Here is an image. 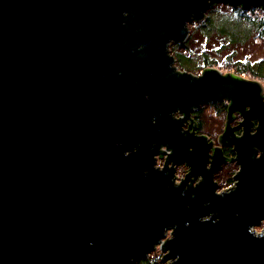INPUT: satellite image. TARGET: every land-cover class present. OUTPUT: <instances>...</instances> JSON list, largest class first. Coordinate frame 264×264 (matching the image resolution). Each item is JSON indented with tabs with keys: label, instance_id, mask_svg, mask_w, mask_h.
Returning a JSON list of instances; mask_svg holds the SVG:
<instances>
[{
	"label": "water",
	"instance_id": "95a60500",
	"mask_svg": "<svg viewBox=\"0 0 264 264\" xmlns=\"http://www.w3.org/2000/svg\"><path fill=\"white\" fill-rule=\"evenodd\" d=\"M219 4L264 10V0H0V264H136L160 244L168 264H264V228L253 230L264 222V88L214 68L179 72L169 50ZM222 99L219 143L240 168L218 193L222 149L210 155L213 143L182 127ZM161 147L172 152L158 169ZM170 163L191 168L179 185Z\"/></svg>",
	"mask_w": 264,
	"mask_h": 264
},
{
	"label": "rangeland",
	"instance_id": "374dc122",
	"mask_svg": "<svg viewBox=\"0 0 264 264\" xmlns=\"http://www.w3.org/2000/svg\"><path fill=\"white\" fill-rule=\"evenodd\" d=\"M253 20L258 27H252L245 20L243 13ZM240 16V17H239ZM243 17V18H241ZM204 22L188 24L189 38L184 43L170 44V54L176 59L175 64L181 70L200 75L207 68L219 70L222 74L238 75L237 69L245 70L239 75L241 78L256 80L264 88V78L251 75L259 66L264 69V10L260 7H251L249 10L234 9L223 4L215 5L207 11ZM210 19V23L207 20ZM251 73V74H249ZM236 75V76H237ZM264 97V93H263ZM228 103L225 101L224 104ZM223 103L212 101L201 105L197 120L199 132L218 146V137L225 126V113L222 112ZM242 117L239 115L233 120L238 126ZM242 133V129L236 134ZM228 156L235 158L233 146L226 147ZM163 162L160 160L159 164ZM239 170L236 162H229L216 173L217 192H223L235 186L232 178ZM185 168H180L178 175L183 177ZM232 179V180H231ZM264 228V222L255 226L253 230L259 233ZM172 230H168L164 240L172 237ZM165 253L159 245L149 255L136 264H168L163 260Z\"/></svg>",
	"mask_w": 264,
	"mask_h": 264
},
{
	"label": "flooded vegetation",
	"instance_id": "af4514ba",
	"mask_svg": "<svg viewBox=\"0 0 264 264\" xmlns=\"http://www.w3.org/2000/svg\"><path fill=\"white\" fill-rule=\"evenodd\" d=\"M173 66H176V64H174ZM176 68H177V70L179 71V72H184V70L182 71V70H179L178 69V67L176 66ZM207 69H210V68H207ZM186 72H188L187 70H185ZM189 73V72H188ZM192 75H195V74H193V73H191ZM195 76H199V75H195ZM238 77H240V76H238ZM210 101H212V102H215V103H223V105H222V112H224L225 113V117H226V120H225V126H224V129L222 130V133H221V135L224 133V131H225V129H226V127H227V110H228V104H229V102L228 103H226V104H224V102L225 101H227V100H225V99H222V100H210ZM207 102H209V101H207ZM204 103H206V102H204ZM204 103H202V104H204ZM201 104V105H202ZM201 105H200V107H201ZM200 107L198 108V109H196V110H194L193 112H191V114H190V118L186 121V122H184V124H183V127H182V131L183 132H190V133H194L196 136H204V137H206L207 139H208V142H212L213 143V141H211V140H209V138L206 136V135H203V134H201L200 132H199V130H201L200 129V126H199V122H198V120H197V117H198V114H199V112H200ZM240 116L241 115V117H242V120L239 122V124H238V126L237 125H234V122H233V120L236 118V116ZM183 115H179L178 113H176L175 115H174V118H181ZM233 119L230 121V126L232 127V128H234V131H233V133H234V135L236 136V137H240V136H242L243 135V133H244V129H243V127L242 126H240V123L243 121V116H242V114L241 113H239V112H235V113H233ZM257 120H253V127H252V129H251V133H254L255 131H256V128H257ZM240 129H242V133H240V134H236V131H239ZM221 135H219V138H218V143H219V140H220V137H221ZM228 146H230L229 145V143H224V144H220L219 143V145H218V147H220L221 149H222V153H223V156L226 158V161L224 162V163H222L221 164V166L219 167V169L214 173V175H213V180H214V182L217 184V182H216V180H215V177H216V173L218 172V171H220L222 168H223V166H225L227 163H229L230 161H235L234 159L235 158H230L229 156H228V151H227V149H226V147H228ZM232 146V145H231ZM216 146L214 145V143H213V148L210 150V152H209V154L210 155H213V153H214V148H215ZM233 150H234V147H233ZM172 151L171 150H168L166 147H161L160 148V154L159 155H157L156 157H155V159H156V164H155V167H157L158 169H162L163 167H164V165H165V162H166V159H167V157H168V155L171 153ZM235 153V152H234ZM236 155V154H235ZM160 160L163 162L161 165L159 164V162H160ZM210 161H211V159H210ZM236 162V161H235ZM237 163V162H236ZM238 164V163H237ZM239 165V164H238ZM169 167L171 168V167H173L174 168V183H175V185H179L184 179H185V177L186 176H188L189 175V173H190V171H191V168L188 166V165H186V163H179V164H175L174 166L170 163L169 164ZM185 168V172H184V175H183V177H180L179 175H178V173H179V171H180V168ZM206 168L207 169H209L210 168V163L209 164H207V166H206ZM240 168V167H239ZM237 173V172H236ZM236 173L234 174V176L236 175ZM234 176L232 177L233 179H234ZM202 179H201V177H198V178H195V179H192V180H190L189 181V183H191L192 184V186H196V185H198L199 184V182L201 181ZM232 180V179H231ZM235 183H236V180H235ZM236 185V184H235ZM235 187V186H234ZM234 187H232V188H229L228 190H226V191H229V190H231V189H233ZM217 191V190H216ZM219 193V192H218Z\"/></svg>",
	"mask_w": 264,
	"mask_h": 264
},
{
	"label": "trees",
	"instance_id": "16d2710c",
	"mask_svg": "<svg viewBox=\"0 0 264 264\" xmlns=\"http://www.w3.org/2000/svg\"><path fill=\"white\" fill-rule=\"evenodd\" d=\"M241 13H243V12L241 11ZM240 15L243 16L245 20H248L253 28L254 27H256V28L258 27V25L253 20L248 18L247 14L243 13V15L242 14H240ZM243 17H241V18H243ZM210 21H211L210 19L207 20L208 23H210ZM237 71H238V75L236 74L237 76L242 75V74L245 73V70H242V69H237ZM249 74H251V73H249ZM251 75H254V76L256 75V76L264 78L263 66H259L257 69L253 70V73Z\"/></svg>",
	"mask_w": 264,
	"mask_h": 264
},
{
	"label": "bare ground",
	"instance_id": "6f19581e",
	"mask_svg": "<svg viewBox=\"0 0 264 264\" xmlns=\"http://www.w3.org/2000/svg\"><path fill=\"white\" fill-rule=\"evenodd\" d=\"M206 19V18H205ZM204 22V21H203ZM200 23V22H199ZM196 24H198V23H196ZM179 44V43H178ZM185 44V43H184ZM170 48V47H169ZM170 50V49H169ZM173 56V55H172ZM177 63V62H176ZM177 65V64H176ZM179 69V68H178ZM180 70H181V68H180Z\"/></svg>",
	"mask_w": 264,
	"mask_h": 264
},
{
	"label": "built area",
	"instance_id": "2783aa9c",
	"mask_svg": "<svg viewBox=\"0 0 264 264\" xmlns=\"http://www.w3.org/2000/svg\"><path fill=\"white\" fill-rule=\"evenodd\" d=\"M163 242H164V240H163ZM159 246L161 247V244Z\"/></svg>",
	"mask_w": 264,
	"mask_h": 264
},
{
	"label": "clouds",
	"instance_id": "9594fccd",
	"mask_svg": "<svg viewBox=\"0 0 264 264\" xmlns=\"http://www.w3.org/2000/svg\"><path fill=\"white\" fill-rule=\"evenodd\" d=\"M126 15V14H125Z\"/></svg>",
	"mask_w": 264,
	"mask_h": 264
}]
</instances>
